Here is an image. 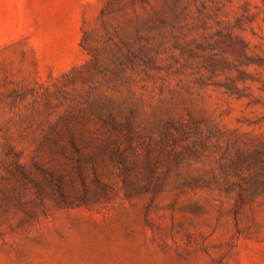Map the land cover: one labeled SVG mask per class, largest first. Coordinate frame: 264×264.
I'll return each mask as SVG.
<instances>
[{
	"label": "rangeland",
	"instance_id": "obj_1",
	"mask_svg": "<svg viewBox=\"0 0 264 264\" xmlns=\"http://www.w3.org/2000/svg\"><path fill=\"white\" fill-rule=\"evenodd\" d=\"M0 264H264V0H0Z\"/></svg>",
	"mask_w": 264,
	"mask_h": 264
}]
</instances>
